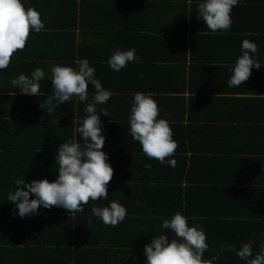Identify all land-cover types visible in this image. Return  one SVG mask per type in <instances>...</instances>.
Wrapping results in <instances>:
<instances>
[{
	"label": "crops",
	"instance_id": "0c3cea01",
	"mask_svg": "<svg viewBox=\"0 0 264 264\" xmlns=\"http://www.w3.org/2000/svg\"><path fill=\"white\" fill-rule=\"evenodd\" d=\"M24 2L41 12L46 30L30 32L25 48L0 70V264H95L99 256L74 251L104 242H114L113 248L119 249L125 233L126 243L133 239L144 249L161 233L173 236L161 224L176 211L196 218L194 223L210 234L206 240H210L211 251L226 245L236 254L242 243L251 240L254 255L264 241V211L259 210L257 196H251L249 188L264 181V158L248 152L264 150V66L253 67L239 87H228L227 80L245 38L256 42L257 59L264 64V0H243L235 6L231 27L223 33L210 32L197 18L198 0ZM117 46L135 48L139 62L119 72L111 70L107 61ZM83 58L113 93L105 104L97 105L98 114L101 108L109 114L101 116L108 160L123 154L117 147L124 137L118 136L119 119L111 116L130 113L133 94L139 91L153 94L160 116L168 113L166 119L177 142L173 155L177 169L172 172L167 163L145 159L133 142L126 154L135 156L118 165H122L120 175L130 193L116 192L119 203L130 197L126 208L133 220L93 231L100 220L91 214L95 221L89 226V219H84V228L89 230L77 232L73 220L77 213L40 207L39 214L21 218L12 214L15 206L6 199L17 179H56L58 146L70 139L83 144L76 129L86 115L87 103L73 97L49 112L50 80L40 82L36 96L21 94L11 79L20 73L30 75L37 67L48 74L58 62L76 67ZM88 87L90 102L95 90L91 83ZM204 132L210 136L204 138ZM236 149L243 150L238 153ZM145 164H151V169ZM102 202L89 200L86 205L91 208Z\"/></svg>",
	"mask_w": 264,
	"mask_h": 264
},
{
	"label": "clouds",
	"instance_id": "9594fccd",
	"mask_svg": "<svg viewBox=\"0 0 264 264\" xmlns=\"http://www.w3.org/2000/svg\"><path fill=\"white\" fill-rule=\"evenodd\" d=\"M242 3L243 0H198L197 18L210 32L223 33L231 27L232 9ZM44 30L45 25L38 9L26 7L24 0H0V70L8 67L15 52L25 48L30 32L40 33ZM240 53L230 68L231 75L227 80L230 88L243 85L249 79L253 67L259 69L264 66L257 59L258 46L255 41L243 39ZM134 61L139 62L135 48L122 49L117 46L107 64L111 70L119 72ZM76 65L72 67L58 62L48 69V74L43 68L37 67L30 75L20 73L11 79V84L21 94L36 96L40 94V82L50 80L52 94L46 98L49 112L73 97L80 102H87L84 108L86 115L76 129L83 144L70 139L58 146L55 152L58 172L56 179L49 181L41 178L26 182L23 178L15 181V188L9 190L6 199L15 206L13 215L18 214L23 218L39 214L40 207L51 209L53 206L62 207L69 213H78L83 211V205L88 204L89 200H104L108 197L107 185L114 169L108 160V154L103 151L105 136L101 116L109 114L103 108L98 114L97 105L105 104L113 93L102 85L96 76V69L87 58L79 59ZM89 83L95 90L90 102ZM167 116L168 113L160 116V108L153 94L139 91L133 94L129 115L130 135L139 142L149 159L174 167L176 161L171 157L177 148V142L173 139ZM151 167V164H145L146 169L150 170ZM91 214L103 224L116 227L124 221L127 210L121 203L113 200L107 205H93ZM189 219L196 218L186 217L181 211L163 218L161 227L169 230L173 236L170 238L166 233H161L145 244L143 251L146 264H215L218 255L210 259L204 258L209 247L206 232L198 223L190 224ZM90 224L91 219L87 222L88 226ZM252 245L251 240L242 243L236 250V255L245 264H264V241L258 245L254 255ZM100 246L103 244L97 245Z\"/></svg>",
	"mask_w": 264,
	"mask_h": 264
},
{
	"label": "trees",
	"instance_id": "16d2710c",
	"mask_svg": "<svg viewBox=\"0 0 264 264\" xmlns=\"http://www.w3.org/2000/svg\"><path fill=\"white\" fill-rule=\"evenodd\" d=\"M76 19H74V22L76 23ZM82 21V20H81ZM129 115L130 113H122V114H118V115H114L111 116L115 119H119V129L120 132L118 133V136H124L123 139L121 140V143L118 144V148L123 152V154H120L121 157L118 156H109V160H114L113 162H110L111 166L113 167L114 171H113V176L112 179L109 181L108 185H107V190H108V197L107 199H104L102 202V205H107L110 201L115 200L116 201V193L117 191L120 192L122 191V196H124L125 194L130 193L128 191V186L124 184L123 179L122 180V175H120V171L122 170V165L121 167H119L118 165L125 162L123 159H125L126 161H129L131 157L135 156L134 154H131V152L129 154H126V151H129V147L131 144H134L133 142L137 143V147H136V151H138V148L142 151L141 145L139 144V142L133 140L132 136L130 135L129 132ZM226 127V126H224ZM238 126H236L235 128L237 129ZM208 133H210L208 131ZM208 133L204 132L203 133V137L206 138L207 136H210ZM226 141V140H225ZM222 146L218 147L219 149ZM224 152H226L225 148H221ZM260 148H256L253 149L252 152H247L248 153H252L254 154L257 159L262 160L264 158V150L261 149V152H259ZM177 150V149H176ZM217 150V148H216ZM239 150L241 149H236V151L239 153ZM243 150V149H242ZM241 150V151H242ZM258 150V151H257ZM246 155V154H245ZM240 157V155H238ZM247 156V155H246ZM236 157V156H235ZM251 157V156H250ZM249 157H242L241 159H246ZM145 159H149L148 157H146ZM173 159H175L173 157ZM239 159V158H238ZM151 161L155 162L156 164L158 163V161L156 159H150ZM176 160V159H175ZM262 166L264 167V162L261 163ZM118 166V168H116ZM168 167H170L167 164ZM176 163L175 166H171V170L176 171ZM264 172V170H262ZM36 177L31 178L32 180L35 179ZM172 178V177H169ZM41 179V178H40ZM250 181V180H249ZM252 183V182H250ZM258 185H253L251 186L252 188H249L250 191V195L251 196H257L258 199V205H259V210L260 211H264L262 210V208L260 207V203H261V199L263 198V193H264V181H260L259 183H257ZM253 190L255 192H253ZM121 196V195H118ZM132 199V197H131ZM124 202V203H123ZM123 202H121L123 204V206L126 208L127 205H130V197H125V200H123ZM176 203V202H175ZM100 206V205H98ZM92 208V207H91ZM91 208L88 205H83V211L82 212H78L77 213V217L74 220V224L75 227L77 229V232L79 230H89V227H87L88 229L84 228V226L86 227V222L84 221L85 218L88 219H94L95 218H91L89 215H91ZM127 215L124 219V221L126 222L127 220H133L129 217L128 214L132 213L129 209H127ZM89 216V217H88ZM94 217V216H93ZM96 220H99L96 218ZM124 221L121 222L119 225H124ZM195 220L189 219V223H194ZM108 225L103 224L101 221H98L96 224L93 225L92 230H100L103 229L104 227H106ZM120 227V226H119ZM112 231V228H110ZM165 231H168L167 229H165ZM173 235V233H171ZM112 237V234H110ZM207 238L210 237V234H206ZM120 237V236H119ZM264 237V236H263ZM114 240L115 237L113 236ZM112 238V240H113ZM259 239V238H258ZM257 239V241H258ZM126 240H128L127 234H124V239H123V243L118 242L120 245H118L120 248L119 249H115L113 248V244H115L114 242L112 243H103L104 245L107 246H102L100 248L94 247L95 244L93 242H90L89 244L91 245V247H94L93 249L87 248V245L84 248H77L76 254H91L95 256H99L98 258H95L96 263L95 264H146V259H133L135 256H145L144 254L140 256V252H143V248L140 249L137 243L133 242L132 243H126ZM210 240H207V243L209 245L208 249L205 251L204 256H206V259H210L214 254H218L219 258L218 260L215 262V264H241L240 262L242 261L241 259H239L238 257H236L237 255L234 254V251L230 250L226 245L224 247H222L221 249L215 250V251H211L210 250V244H209ZM88 244V243H86ZM122 247V248H121ZM130 247V248H127ZM211 247H212V243H211ZM255 254V253H254ZM94 261V262H95ZM132 261V262H131ZM135 261V262H133Z\"/></svg>",
	"mask_w": 264,
	"mask_h": 264
},
{
	"label": "built area",
	"instance_id": "2783aa9c",
	"mask_svg": "<svg viewBox=\"0 0 264 264\" xmlns=\"http://www.w3.org/2000/svg\"><path fill=\"white\" fill-rule=\"evenodd\" d=\"M261 206H262V209L264 210V194H263V198H262V201H261Z\"/></svg>",
	"mask_w": 264,
	"mask_h": 264
}]
</instances>
